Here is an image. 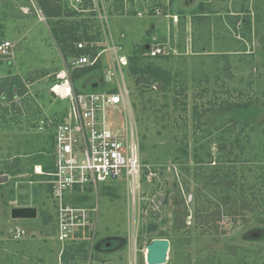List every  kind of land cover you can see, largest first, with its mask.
Wrapping results in <instances>:
<instances>
[{"label": "rangeland", "instance_id": "374dc122", "mask_svg": "<svg viewBox=\"0 0 264 264\" xmlns=\"http://www.w3.org/2000/svg\"><path fill=\"white\" fill-rule=\"evenodd\" d=\"M104 1L102 26L91 11L47 17L35 0H0V40L12 44L0 55V264H147L154 238L170 242L163 264H264V0H177L175 10L189 12L190 47L181 32L180 47L156 57L142 52L152 36L161 41V17H135L156 7L160 15L159 1ZM49 23L72 33L54 38ZM101 31L127 65L119 72L103 52L74 79L71 51L81 40L102 46ZM117 77L128 97L106 119L136 132L138 185L132 192L117 178L68 192L67 204L91 211L84 227L59 240L46 172L69 99L52 88L68 80L76 92H117ZM245 118H255L245 129L250 139L244 143L243 133L236 143L232 121ZM19 207L36 215L11 217ZM13 226L24 234L15 237Z\"/></svg>", "mask_w": 264, "mask_h": 264}, {"label": "built area", "instance_id": "2783aa9c", "mask_svg": "<svg viewBox=\"0 0 264 264\" xmlns=\"http://www.w3.org/2000/svg\"><path fill=\"white\" fill-rule=\"evenodd\" d=\"M69 2L77 11L94 12V17L100 20L102 26L103 21L107 23V5L104 0H88V8H78L77 5L82 4L84 0ZM154 13L159 14L160 10L156 8ZM137 15H142V12H138ZM101 34L104 40L102 46L98 48L92 41L81 40L76 43L75 49L80 53L68 57V69L93 66L97 64L103 52H108L121 72V68L127 65V57L118 54L121 46L115 44L111 36L109 43L103 31ZM147 46L146 52H142L146 56L156 57L166 53L158 42L153 41ZM11 49L12 44L9 40H0L1 56L9 55ZM105 76L106 80H110L111 73ZM116 82L117 92L94 90L76 92L68 80L52 88L57 96L69 99L65 117L53 128L52 164L51 170L46 172L49 176L51 194L57 202L56 223L59 240L67 239L69 234L77 233L80 227H84L88 223V214L91 211L81 206L67 204L66 194L71 195L68 192L93 187L99 182L117 178H123L132 192L138 185L143 164L136 132L132 126L127 125H124L123 129H114L108 125L106 119L107 109L122 105L128 97V89L123 79L120 82L117 77ZM35 171L42 173L41 166H36ZM12 230L15 237H20L25 232L19 226H13Z\"/></svg>", "mask_w": 264, "mask_h": 264}, {"label": "crops", "instance_id": "0c3cea01", "mask_svg": "<svg viewBox=\"0 0 264 264\" xmlns=\"http://www.w3.org/2000/svg\"><path fill=\"white\" fill-rule=\"evenodd\" d=\"M64 1L70 3L69 0H64ZM124 1L126 5L127 0H124ZM158 1H159L158 3L162 6V13L160 15L152 13L153 10L151 12H148L147 14H144V11L146 10L144 9V11H142L141 17H135V18L139 19V18H142L144 15L150 16L152 18L161 17V20L160 19L155 20L156 21L155 27L158 30L162 28V39L161 41H159L158 37L152 36V41L158 42L160 46L164 50H166V52H168V50L174 51V50H177L178 47H180L178 46L176 41H177L178 36L182 35L181 34L182 32L184 33V37H186L185 38L186 43L184 45V48H185V51L187 52L190 47V36H191L190 33L192 29L190 26L191 23H190L189 12H186L185 10L178 12L177 10H175V3H177L176 2L177 0H158ZM182 2L185 4H188L187 0H182ZM156 8L160 9L159 7H156ZM138 12H141V11H138ZM179 17H182V18L180 19ZM155 27H153L152 30H155L156 32L158 30L155 29ZM163 33L165 34V36H163ZM156 34H159V33H156ZM147 44L148 43H146L144 47Z\"/></svg>", "mask_w": 264, "mask_h": 264}, {"label": "trees", "instance_id": "16d2710c", "mask_svg": "<svg viewBox=\"0 0 264 264\" xmlns=\"http://www.w3.org/2000/svg\"><path fill=\"white\" fill-rule=\"evenodd\" d=\"M36 1V3H37V5L42 9V11L44 12V14L47 16V17H53V16H55V17H57V16H61L62 14H64V12H65V15H74V14H76V11H75V9L74 8H70V9H68L67 8V6H65L64 4H62V3H64V1L63 2H61V0H35ZM63 6V7H62ZM85 6L86 7H83V8H88V5H87V3L85 4ZM49 31L51 32V34H52V36L55 38H58V36H60L59 34H58V32H64V30H65V26H64V28H62V27H54V26H52V25H50V23H49ZM53 27V28H52ZM66 29H68L69 30V33L71 34L72 33V31L70 30L71 29V27H68V28H66ZM61 30H63V31H61ZM64 38V37H63ZM63 40H65L66 41V39H63ZM59 41V40H58ZM68 41V40H67ZM66 41V42H67ZM63 42V41H62ZM65 42V43H66ZM77 53H80V51H77L76 49H75V47H74V49L71 51V53H70V55H69V57L71 56V55H73V54H77ZM96 65V64H95ZM95 65H93V66H88V68H82V69H80V68H77V69H74V70H77L76 71V73H74L73 74V78L74 79H76V77L77 76H80L81 74H83V72H91L90 71V69L92 68V67H94ZM231 106H233V107H231ZM248 106H251L250 104H245V107H248ZM234 107H236V104H234V105H230L229 107L228 106H226V108L228 109V110H231V109H234ZM244 121L245 122H239V121H232V126L233 127H236V124H238L239 125V127H240V129H239V131L237 132V134H236V136H235V140H234V142H236V143H238L241 139H242V141L244 142V143H247V141L250 139L249 138V133L248 132H245V129L249 126V124L248 123H253L254 121H255V118H251V119H248V118H245L244 119ZM252 129V128H251ZM244 133V134H243ZM241 134H243V136H242V138L240 137L241 136ZM241 138V139H240ZM233 153V149L231 150V152H230V154H232Z\"/></svg>", "mask_w": 264, "mask_h": 264}, {"label": "water", "instance_id": "95a60500", "mask_svg": "<svg viewBox=\"0 0 264 264\" xmlns=\"http://www.w3.org/2000/svg\"><path fill=\"white\" fill-rule=\"evenodd\" d=\"M148 46L146 45L145 48ZM107 76H105V79ZM2 179V176L0 180ZM35 190V188L33 189ZM36 215L33 208L19 207L11 210L13 218H31ZM170 242L166 238H154L146 245L145 261L147 264H163L167 260Z\"/></svg>", "mask_w": 264, "mask_h": 264}]
</instances>
